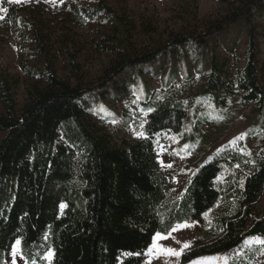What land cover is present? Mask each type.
Returning <instances> with one entry per match:
<instances>
[{
    "label": "trees",
    "instance_id": "obj_1",
    "mask_svg": "<svg viewBox=\"0 0 264 264\" xmlns=\"http://www.w3.org/2000/svg\"><path fill=\"white\" fill-rule=\"evenodd\" d=\"M117 1L114 7L107 0H66L61 8H51L0 0L8 9L0 20V37L8 33L16 40L17 66L26 77V102L18 109L14 88L19 81L0 64L1 261L20 239L27 264H46L49 250L52 264H144V252L157 233L201 223L214 209L213 229L195 240L179 264L264 237V133L257 155L226 146L195 169L179 191L160 165L156 138L164 132L184 137L190 107L196 109L201 100H182L177 91L155 98L144 94L146 137L120 144L91 119L93 105L115 97L109 89H122L117 81L128 71L167 56L171 83L190 65L188 59L210 51L201 99L220 91L231 97L242 93L239 102L256 104L263 128L259 75L264 33L257 21L264 22V0H217L226 8L201 25L196 0H181L182 25L165 32L147 20L139 27L131 0ZM236 26L246 31V62L238 65L237 79L228 80L230 62L212 46ZM86 28L94 34L90 49L113 56L97 86L86 83L81 62L86 49L75 34ZM60 63L67 77L58 73Z\"/></svg>",
    "mask_w": 264,
    "mask_h": 264
},
{
    "label": "rangeland",
    "instance_id": "obj_2",
    "mask_svg": "<svg viewBox=\"0 0 264 264\" xmlns=\"http://www.w3.org/2000/svg\"><path fill=\"white\" fill-rule=\"evenodd\" d=\"M65 1L55 0V3H51L49 0H21V2L15 4L41 2L51 8H61ZM107 1L117 7V0ZM188 1L195 2V0ZM196 2L200 25L205 18L226 8L225 4L217 0H196ZM131 3L133 17L139 27L143 20L151 22L160 32L176 30L182 25L180 19L181 0H131ZM0 8H7V5L0 4ZM5 14L0 12L2 17ZM257 24L259 31L264 33V22L257 21ZM241 28V26L234 27L226 37L217 36L212 46L218 56L226 58L230 62L228 80L235 79L238 65L243 66L246 62V31H242ZM75 34L77 40L86 49L81 56L86 83L88 86H97L104 67L110 64L113 56L106 53L100 54L90 49V41L94 34L89 29H75ZM234 36H237L236 45L232 43ZM224 43L227 44V49L223 47ZM260 44L261 72L259 78L264 89V35L260 39ZM18 53L17 42L13 37L8 33L0 37V64L19 81V85L14 88V92L18 109H21L26 102V77L17 66ZM209 53L210 51L206 52L203 55L204 57L199 53L192 61L188 59L189 62L188 60L187 62L190 65L184 70L180 69V62L176 61L177 68L181 72L171 83H169L171 79L169 73L173 66L167 56L159 59L154 64L136 67L117 81L120 86H123L122 89H109V92L114 94L115 97L101 100L92 107L94 113L91 114V119L93 123L120 144V140H137L146 137L145 125L149 112L144 110L142 104L144 94H149L151 98H155L177 91L182 100L189 98L201 100L196 109L189 106L190 113L184 137L174 132H164L156 138V150L160 165L170 175L179 191L184 188L195 169L214 154L221 152L226 146L248 156L257 155V141L264 133V127H259L263 117L262 113L257 110L254 102L250 104L240 103L242 93L231 97L220 91L212 99H201L207 88L209 66L206 62ZM58 73L63 77L68 76L62 63L58 67ZM186 76L189 77L186 78ZM167 83L170 84L169 87H166ZM2 110L3 106L0 103V111ZM115 117L117 118L115 119ZM251 131H256V134H251ZM140 133L144 135L141 136ZM242 134L243 138L237 139ZM1 138L2 136H0ZM194 140H196L195 143H193ZM186 145L188 147H185ZM169 164L171 167L166 166ZM62 205H65L61 208V214H64L67 206L66 204ZM261 206L264 207V198ZM216 212V209L210 210L204 215L201 223L196 221L186 222L192 226L181 228L178 231L171 230L169 234L161 235L167 236V239H160L155 235V239L153 238L151 245L144 252V264H179L182 254L194 246L195 240L202 238L206 232L213 229V216ZM258 240H264V237L247 239L235 250L225 254L202 256L189 264H264V245L260 244ZM15 242L11 246L8 259L0 260V264H13L12 251ZM184 243H189L190 247L184 248ZM19 248L20 251L15 257L16 264H27L22 256L21 244ZM166 248H173L177 251L183 249V251L180 256H175L163 251ZM149 249H152V251L149 252ZM50 252L52 255L49 259L48 253ZM44 258L46 264H52L53 250H49Z\"/></svg>",
    "mask_w": 264,
    "mask_h": 264
},
{
    "label": "snow or ice",
    "instance_id": "obj_3",
    "mask_svg": "<svg viewBox=\"0 0 264 264\" xmlns=\"http://www.w3.org/2000/svg\"><path fill=\"white\" fill-rule=\"evenodd\" d=\"M10 2H13V3H19L21 2V0H10ZM49 2L51 3H55V0H49ZM8 9L7 8H0V12H3V13H7ZM4 17L0 16V19H3ZM141 127H143V125H141ZM139 135L143 136L144 134L143 133H140ZM243 138V134L241 137H238L237 139H242ZM234 143V142H233ZM185 147H188L187 145ZM167 167H171V165H166ZM65 207V205H61V208ZM192 225L190 224H183V225H177L175 228L172 229V231H178L180 230L181 228H187V227H191ZM157 238H160V239H167L168 237L167 236H161L160 233H157ZM155 239V238H154ZM258 242L262 245H264V240H258ZM21 244V241L20 240H16L15 242V247L13 248V251H12V256H13V264H16V260H15V257L17 255V253L20 251V248H19V245ZM190 247V244L189 243H184V248H188ZM152 249H149V252H151ZM163 251L167 252L168 254H171V255H175V256H180L182 254V251L183 249H181L180 251H177L176 249H173V248H166V249H163ZM51 255L52 253H48V258L50 259L51 258ZM126 255H130V254H127ZM210 259H216V258H210ZM34 264V262H33Z\"/></svg>",
    "mask_w": 264,
    "mask_h": 264
}]
</instances>
